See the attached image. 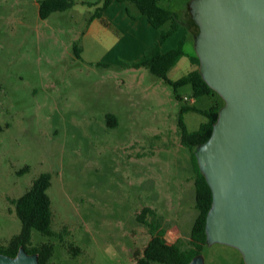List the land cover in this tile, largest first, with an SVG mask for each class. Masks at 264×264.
Masks as SVG:
<instances>
[{
  "label": "rangeland",
  "instance_id": "obj_1",
  "mask_svg": "<svg viewBox=\"0 0 264 264\" xmlns=\"http://www.w3.org/2000/svg\"><path fill=\"white\" fill-rule=\"evenodd\" d=\"M39 1L0 0V241L21 230L12 200L50 172L58 234L50 238V264H136L135 255L151 239L138 221L146 207L157 212V220H148L159 222L165 239L186 247L197 210L178 118L183 105L208 109L211 99L193 98L190 85L175 91L148 69L128 67L138 61L139 34L118 24L88 33L96 6L78 3L44 20ZM192 1L161 5L186 21ZM124 35L135 44H121ZM185 51L196 53L192 39ZM185 58L170 79L192 70ZM109 114L117 127L108 126ZM184 120L195 131L207 118L189 112ZM26 166L29 172L19 174ZM46 241L33 232V245ZM203 255L206 264L242 258L222 244L207 246Z\"/></svg>",
  "mask_w": 264,
  "mask_h": 264
},
{
  "label": "water",
  "instance_id": "obj_2",
  "mask_svg": "<svg viewBox=\"0 0 264 264\" xmlns=\"http://www.w3.org/2000/svg\"><path fill=\"white\" fill-rule=\"evenodd\" d=\"M199 71L224 100L211 137L195 151L213 201L207 245L264 264V0H193ZM0 264H40L21 246ZM187 264H206L203 254Z\"/></svg>",
  "mask_w": 264,
  "mask_h": 264
},
{
  "label": "trees",
  "instance_id": "obj_3",
  "mask_svg": "<svg viewBox=\"0 0 264 264\" xmlns=\"http://www.w3.org/2000/svg\"><path fill=\"white\" fill-rule=\"evenodd\" d=\"M163 0H40L39 15L41 19H47L51 14L56 12H64L71 9L74 5L81 3L89 6H96L92 19H100L104 24L108 25L103 19V12L114 2L124 3L128 6V13L132 18L138 15L145 16L150 24L160 32L158 40L144 52L143 57L134 62H129L126 65L130 68H146L154 75L163 79L168 84L172 85L177 91L179 87L190 85L192 88L193 98L209 97L211 106L208 109H202L197 106L183 105L178 118V128L180 142L183 147L189 149L191 154L192 170L194 172L195 186V208L197 217L195 218L190 239L186 247H182L176 243H169L165 239L166 231L162 229L159 222L149 221L148 216L154 220L158 219L157 212L146 207L142 213L138 215V221L147 225L149 228L151 239L142 253L135 255L136 264H187L194 257L203 254L207 245L206 222L207 215L212 206L213 195L212 190L207 183V180L199 168L197 157L195 155L196 148L207 141L212 133L214 124L218 119L219 110L224 106L223 98L213 90L203 79L199 65L200 60L197 54L190 55V61L195 69L177 80H172L168 77V73L183 56H186L185 47L187 37L180 40L177 47L163 52L162 47L167 40L181 27L185 26L188 31H193L192 41L195 42V37L199 32V27L195 22L190 7L189 19L184 21L176 12L163 7ZM131 7H135L134 13ZM195 29V30H193ZM74 50L79 56L80 46L74 45ZM178 100L182 97L176 92ZM189 112H197L204 115L207 120L200 124L195 131H190L184 120V114ZM107 124L110 128L118 126L117 117L113 114L107 116ZM30 166L23 168L19 174L29 172ZM52 174L43 172L32 182V185L19 198L13 199L15 212L21 221V230L14 235L8 242L0 241V253L16 256L20 247L23 246L30 254H38L40 264H50V259L54 254V244L50 238L56 237L58 234L53 229L52 200L48 194V190L52 186ZM39 232L48 241L33 245V232ZM80 254L81 249L75 250ZM238 251V250H237ZM239 252V251H238ZM237 264H245L243 258Z\"/></svg>",
  "mask_w": 264,
  "mask_h": 264
},
{
  "label": "crops",
  "instance_id": "obj_4",
  "mask_svg": "<svg viewBox=\"0 0 264 264\" xmlns=\"http://www.w3.org/2000/svg\"><path fill=\"white\" fill-rule=\"evenodd\" d=\"M89 6V5H88ZM95 6V5H93ZM92 7V6H90ZM132 11L136 13V9L132 8ZM93 15V13H92ZM91 15V17H92ZM90 17V19H91ZM89 19V20H90ZM103 19L107 22L108 25L104 24L100 19H92L90 22V27L88 29V33L94 30H99V27L102 26L104 28H111V24H118V26H123L124 29H131L132 32L138 33L139 36H137V42L136 44L142 45L139 52V57L137 60H140L144 52L147 48L151 47L159 38L160 32L154 28L148 19L145 16L138 15L136 18H132L128 13V6L124 3L114 2L112 3L104 12H103ZM193 31H188L185 26H181L164 44L162 47L163 52H168L175 47H177L180 40L184 37H187V42L192 39ZM193 40V39H192ZM120 42L123 41L121 44H135V42L129 40L126 35L122 37ZM189 60V55H186ZM183 56L180 61L176 64H183L185 61V57ZM191 63V61H190ZM175 65V66H176ZM174 66V67H175ZM192 70L195 69L194 65H192ZM172 67L170 71L174 68ZM191 70V71H192ZM169 71V72H170ZM189 73V72H188Z\"/></svg>",
  "mask_w": 264,
  "mask_h": 264
}]
</instances>
